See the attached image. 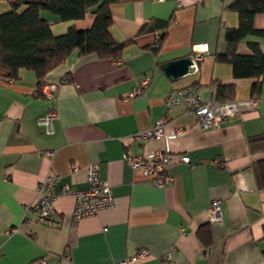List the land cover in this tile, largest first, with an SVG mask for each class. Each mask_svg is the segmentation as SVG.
Returning a JSON list of instances; mask_svg holds the SVG:
<instances>
[{
  "label": "crops",
  "instance_id": "0c3cea01",
  "mask_svg": "<svg viewBox=\"0 0 264 264\" xmlns=\"http://www.w3.org/2000/svg\"><path fill=\"white\" fill-rule=\"evenodd\" d=\"M15 1L0 0V13ZM232 1L113 2L110 34L127 42L121 57L72 51L43 79L57 85L51 97L36 95L34 71L20 69L12 79L0 68V264L41 258L48 264H116L141 248L147 253L135 264H264V81L252 96L256 79L234 78L231 65L215 59L227 50L226 28L238 24L237 12L228 7ZM40 15L54 35L94 21L91 12L67 21L47 10ZM154 20L166 26L140 31ZM254 25L264 27V14H256ZM249 40L264 52V39L248 37L238 44L239 53L249 52ZM197 46V71L168 77L161 65L192 56ZM146 74L147 84L129 97ZM217 83L234 84L227 101L237 105L218 128L200 127L184 105L167 110L164 97L172 88L196 86L202 101H216ZM50 109L56 117L47 127L39 119ZM165 113V131L181 132L169 142L171 180L157 185L124 154L145 156L163 148L161 138L132 135ZM91 163L109 181L115 202L75 221L73 193L87 187ZM52 172L59 177L54 213L41 222L31 204L37 185ZM63 186L70 193L63 194ZM213 200L219 202L217 220L207 214Z\"/></svg>",
  "mask_w": 264,
  "mask_h": 264
},
{
  "label": "trees",
  "instance_id": "16d2710c",
  "mask_svg": "<svg viewBox=\"0 0 264 264\" xmlns=\"http://www.w3.org/2000/svg\"><path fill=\"white\" fill-rule=\"evenodd\" d=\"M16 0L11 10L0 13V68L12 79L17 78L20 69L35 72L40 85L46 73L62 63L74 50L80 54L95 53L100 58L117 60L127 42H116L110 34L112 23L110 4L120 0ZM27 7L18 12L22 3ZM228 7L237 12L238 24L224 32L227 50L217 53L215 59L227 62L232 67L234 78H255L251 94H259L264 81V52L255 40L247 41L248 53H239L238 44L248 37L264 39V27L254 25L256 14H264V0H233ZM47 10L59 20L81 19L87 12L94 15L89 28L67 30L54 35L50 21L40 15ZM165 22L154 20L144 24L140 31L164 28ZM163 37L161 34L158 41ZM233 83H217L215 98L218 102L234 96Z\"/></svg>",
  "mask_w": 264,
  "mask_h": 264
},
{
  "label": "built area",
  "instance_id": "2783aa9c",
  "mask_svg": "<svg viewBox=\"0 0 264 264\" xmlns=\"http://www.w3.org/2000/svg\"><path fill=\"white\" fill-rule=\"evenodd\" d=\"M192 59V71L198 69L197 63L201 60L200 48L197 46L194 49ZM64 81V79H62ZM149 81V74L144 75L139 82L138 87L128 96L132 97L139 94L141 88ZM57 85L50 82H42L36 89V95L41 94L44 97H51L56 90ZM164 103L167 110L174 106L184 105L188 111L193 113L197 118V123L202 128L216 129L220 123L230 116H233L237 111L235 101H202L196 86L172 88L164 97ZM56 117L54 109L48 110L46 115L39 119V123L45 124L47 127L51 125V119ZM168 122L167 114H163L153 125L145 129H141L133 133L132 137L141 141L148 139L163 140L164 146L161 149L154 150L145 156H131L124 154L127 162L132 168L140 169L142 174L151 179L157 185H164L171 180L168 174V165L171 161V150L169 142L175 138L181 128L176 130L165 131V124ZM180 161L188 163L187 156H180ZM58 176L55 173H49L36 187V198L31 204L32 208L38 213V220L41 222H49L50 217L54 213L55 186L58 182ZM85 178L87 187L82 190L74 191L75 202L72 208V218L78 221L83 218L95 216L99 211L110 208L114 205V195L111 190V185L107 179L100 176L99 166L97 163H91L85 168ZM63 194L70 193L67 186L61 189ZM26 206L25 208H27ZM219 202L213 200L207 208V214L211 220L218 219ZM106 228H104L105 230ZM147 250L141 248L135 255L130 258L121 259L116 264H135L138 257H143ZM30 264H48L45 258H41L31 262Z\"/></svg>",
  "mask_w": 264,
  "mask_h": 264
},
{
  "label": "water",
  "instance_id": "95a60500",
  "mask_svg": "<svg viewBox=\"0 0 264 264\" xmlns=\"http://www.w3.org/2000/svg\"><path fill=\"white\" fill-rule=\"evenodd\" d=\"M191 64H192L191 56L185 55L176 59L166 61L161 65V67L164 70V72L168 75V77L174 79L183 74L192 72Z\"/></svg>",
  "mask_w": 264,
  "mask_h": 264
}]
</instances>
